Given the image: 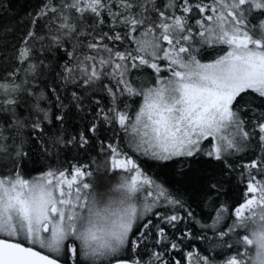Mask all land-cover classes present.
I'll use <instances>...</instances> for the list:
<instances>
[{
	"label": "snow or ice",
	"instance_id": "6c2138e0",
	"mask_svg": "<svg viewBox=\"0 0 264 264\" xmlns=\"http://www.w3.org/2000/svg\"><path fill=\"white\" fill-rule=\"evenodd\" d=\"M0 264H264V0H0Z\"/></svg>",
	"mask_w": 264,
	"mask_h": 264
},
{
	"label": "trees",
	"instance_id": "16d2710c",
	"mask_svg": "<svg viewBox=\"0 0 264 264\" xmlns=\"http://www.w3.org/2000/svg\"><path fill=\"white\" fill-rule=\"evenodd\" d=\"M29 3L30 0H12L13 7L21 14L27 8Z\"/></svg>",
	"mask_w": 264,
	"mask_h": 264
}]
</instances>
